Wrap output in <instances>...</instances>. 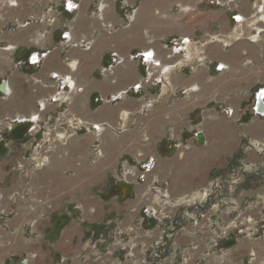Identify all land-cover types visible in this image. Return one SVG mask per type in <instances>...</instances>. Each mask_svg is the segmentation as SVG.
<instances>
[{"label": "crops", "instance_id": "crops-1", "mask_svg": "<svg viewBox=\"0 0 264 264\" xmlns=\"http://www.w3.org/2000/svg\"><path fill=\"white\" fill-rule=\"evenodd\" d=\"M257 1L37 0L58 11L55 22L49 25L48 12L42 14L16 29L15 40L9 42L14 48L0 53V148L6 149L0 156V208L26 184L36 189L37 197L47 192L53 211L78 209L80 220L63 228L58 243L75 247L77 240L80 248L82 241H92L84 235L82 221L94 222L96 230L112 217L119 220L115 228L128 226L141 215V186L153 179L167 181L170 197L189 199L200 196L199 187L214 171L225 172L241 159L264 167V153L253 148L242 152L244 138L264 142V114L256 110L257 94L264 90V40L240 22L259 12ZM68 2L75 8L68 9ZM127 16L131 19L126 25ZM103 23L117 28L105 33ZM212 35L221 39L208 40ZM172 38L206 40L205 62L192 71L187 63L169 69L181 57L166 44ZM90 39L92 45L85 49L83 42ZM150 59L157 62L154 67L147 63ZM55 113H69L89 127L103 122L113 127L126 114L125 131L105 127L97 135L112 156L126 153L145 170L133 198H98L107 184L101 164L87 165V134L68 135L67 158L52 159L30 181L23 178L16 165L24 162V150L42 129L54 127ZM24 121L30 128L19 134ZM58 130L52 134H61ZM61 130L67 137V127ZM197 131L203 143L197 142ZM251 191L264 192V182ZM149 237L148 232L143 242L149 244ZM175 241L189 239L178 235ZM263 248L264 240L241 239L233 253L243 260L249 249L261 255ZM128 250L130 262L151 263V256L138 254L136 247ZM176 261L174 255L161 260Z\"/></svg>", "mask_w": 264, "mask_h": 264}, {"label": "rangeland", "instance_id": "rangeland-1", "mask_svg": "<svg viewBox=\"0 0 264 264\" xmlns=\"http://www.w3.org/2000/svg\"><path fill=\"white\" fill-rule=\"evenodd\" d=\"M47 12L49 15L45 21L52 25L59 16L52 6L38 5L37 0H0V53L4 51L3 48H14V44L9 42L15 40L16 29L38 20ZM130 19L127 16L126 25ZM112 27L111 30H104L105 33L110 34L117 28ZM67 118H71L69 121L72 124H66ZM54 121V127H44L24 150V162L16 165L26 181H30L32 173L48 166L52 159L62 160L69 156L64 145L68 135L87 134L85 136H91L90 140H86L89 155L87 165L99 167L101 164L100 173L107 184L97 192L98 198L104 202L112 198L123 202L134 197L136 187L144 183L139 181L144 180L145 170L141 166L132 162L126 153L118 158L115 154L112 156L110 150L104 149L102 138L99 139L97 135L99 132H93L78 117L69 113H55ZM102 125L108 131L120 134L127 129L128 119L126 114H122L113 127L108 122ZM63 127L69 131L67 137L61 130ZM53 129H60L58 131L62 133L52 134ZM80 141L84 143L83 139ZM0 142L4 140L0 138ZM243 143L242 152L253 148L257 153H264V148H257L254 140L244 138ZM5 150L0 148V156L5 154ZM170 154L169 151L167 155ZM225 170L214 171L207 183L199 187L198 192H207V197H196L187 203L177 201L174 204L176 198L161 192L162 189L168 191L167 181L153 179L149 187L144 183L139 197L141 215L124 228H115V225L119 226V220L114 217L107 219L98 230L94 228L97 226L94 222L82 221L84 235L92 241L87 244L82 241L80 248L77 240L75 247H61L58 243L63 228L71 220H80L78 209L68 206L63 212L53 211L48 193L37 197L36 189L26 184L13 194L6 207L0 208V264H148L141 260L137 263L127 260L132 258L128 256L130 246L136 247L142 256H151L150 264H164L161 260L171 255L177 258L173 264H264V248L261 255L256 254L255 249H249L248 256L243 260L233 253L235 244L241 239L264 240V192L251 193V187L264 182V167L246 164L241 159ZM69 173L72 174L71 171L65 172ZM121 183H128L131 187L128 194L121 189ZM156 199H169L171 203L162 208L163 202ZM150 205L158 209L157 216ZM64 215L68 219L66 222L61 219ZM148 232L149 244L142 240ZM178 235L187 236L189 241L178 244L175 241ZM134 240L135 243L132 242ZM66 249L69 251L63 253Z\"/></svg>", "mask_w": 264, "mask_h": 264}, {"label": "built area", "instance_id": "built-area-1", "mask_svg": "<svg viewBox=\"0 0 264 264\" xmlns=\"http://www.w3.org/2000/svg\"><path fill=\"white\" fill-rule=\"evenodd\" d=\"M66 7L68 9L75 8V4H72V2H68ZM254 7L257 10H259V12L258 13L254 12L252 15H250L247 18L246 17L241 18L240 22L242 24H244L245 26H247L248 29L252 30L255 33V35L257 36L258 40L262 41V40H264V0H258L254 4ZM247 21H249V22H247ZM102 28L104 30H106V29L111 30V28H113V27L109 23H103ZM211 39L212 40H219V39H221V37L213 36V37H211ZM206 43H207L206 41L204 43V42H200L198 40H191L188 38H172V39H169V41L166 43L167 46L171 49H174V50L180 52L181 57L179 58L180 60H177L176 62L171 63L167 67L169 69H178L184 63H187L189 70L192 71L197 66L202 65L206 60L205 49L203 47ZM91 45H92L91 39L83 42V47L85 49H89L91 47ZM154 62H155V60H151V59L149 61H147L148 64L152 63L151 64L152 67L155 66V63H157V62H155V63ZM166 69L167 68H165L164 70H166ZM104 70L105 69H103V71ZM255 144H256L257 148H260V149L264 148V142L257 141V142H255ZM42 160H44V159H42ZM165 205L166 204H163L162 208L165 207ZM153 213H154V211H153Z\"/></svg>", "mask_w": 264, "mask_h": 264}, {"label": "bare ground", "instance_id": "bare-ground-1", "mask_svg": "<svg viewBox=\"0 0 264 264\" xmlns=\"http://www.w3.org/2000/svg\"><path fill=\"white\" fill-rule=\"evenodd\" d=\"M150 57H151V54L149 55ZM72 88V87H71ZM74 88V87H73ZM72 88V89H73ZM79 123H81V121H78ZM82 124V123H81ZM84 125V124H83ZM87 127V126H86ZM88 128H90L92 131H96L97 130V132H99V133H101V131L105 128L104 126H102V125H98V124H96V126H93V125H91L90 127H88ZM99 133H97V134H99ZM256 142V141H255ZM130 166H128V167H126V168H129ZM131 169V168H130ZM125 172V171H124ZM135 172V171H134ZM133 172V173H134ZM126 173H130V171H126ZM123 174V173H122ZM134 175V174H133ZM125 176H127V175H125ZM124 176V177H125ZM136 176V175H135ZM128 177H131V176H128ZM133 177V176H132ZM132 177L130 178V179H132ZM133 178H135V177H133ZM129 179V180H130ZM149 187V186H148ZM165 190H167V189H165ZM165 190H161V192L162 193H165L166 195H168L169 197H170V195H169V193H168V191H165ZM158 191V190H157ZM200 192H202V193H199V192H197L200 196L199 197H202V198H205V197H207V192H205V191H200ZM196 196V195H195ZM151 197H153V195L151 196ZM158 198V197H157ZM168 198V197H167ZM193 198H196V197H193ZM193 198H191V199H183V198H177L176 199V201L174 202V204L175 203H178V202H182V203H187V202H191L192 201V199ZM153 200V199H152ZM157 200V202H163V204H169V203H171V200H166V201H164V200H159V199H156ZM178 201V202H177ZM152 205H150V207H151ZM151 210H153L154 211V213L156 214V216H157V213H158V209L155 207V206H153V207H151Z\"/></svg>", "mask_w": 264, "mask_h": 264}, {"label": "water", "instance_id": "water-1", "mask_svg": "<svg viewBox=\"0 0 264 264\" xmlns=\"http://www.w3.org/2000/svg\"><path fill=\"white\" fill-rule=\"evenodd\" d=\"M2 89V87H1ZM263 97H264V90H260L257 94V106H256V110L261 113L264 114V101H263ZM22 126V130L19 131V134H25L28 129L30 128L29 124L26 123L25 121L23 123H20ZM14 127V126H13ZM196 138H197V142L198 143H203L205 141L203 134L201 131H197L196 132Z\"/></svg>", "mask_w": 264, "mask_h": 264}, {"label": "trees", "instance_id": "trees-1", "mask_svg": "<svg viewBox=\"0 0 264 264\" xmlns=\"http://www.w3.org/2000/svg\"><path fill=\"white\" fill-rule=\"evenodd\" d=\"M127 184L128 183H121L120 184L121 185L120 187H122L121 189L122 190L124 189V191L127 192V194H128L130 192V190H131V187L129 185H127ZM61 219L64 220V222H66L68 220L66 215L62 216Z\"/></svg>", "mask_w": 264, "mask_h": 264}]
</instances>
